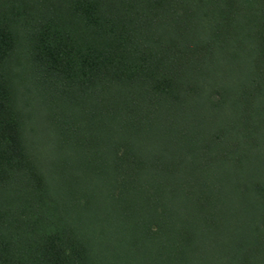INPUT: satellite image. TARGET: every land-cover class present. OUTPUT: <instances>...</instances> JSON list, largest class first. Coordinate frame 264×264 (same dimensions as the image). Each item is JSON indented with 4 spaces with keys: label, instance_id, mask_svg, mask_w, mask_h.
<instances>
[{
    "label": "trees",
    "instance_id": "trees-1",
    "mask_svg": "<svg viewBox=\"0 0 264 264\" xmlns=\"http://www.w3.org/2000/svg\"><path fill=\"white\" fill-rule=\"evenodd\" d=\"M0 264H264V0H0Z\"/></svg>",
    "mask_w": 264,
    "mask_h": 264
}]
</instances>
